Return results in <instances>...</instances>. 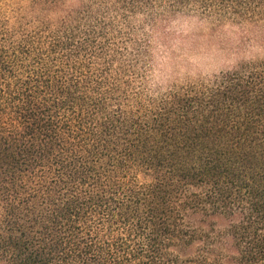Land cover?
<instances>
[{
  "label": "trees",
  "instance_id": "1",
  "mask_svg": "<svg viewBox=\"0 0 264 264\" xmlns=\"http://www.w3.org/2000/svg\"><path fill=\"white\" fill-rule=\"evenodd\" d=\"M184 15L264 48V0H0V264H264V55L163 85Z\"/></svg>",
  "mask_w": 264,
  "mask_h": 264
},
{
  "label": "rangeland",
  "instance_id": "2",
  "mask_svg": "<svg viewBox=\"0 0 264 264\" xmlns=\"http://www.w3.org/2000/svg\"><path fill=\"white\" fill-rule=\"evenodd\" d=\"M256 38V34L239 25L218 24L196 15L179 16L157 35V80L163 85L183 83L263 56L264 48Z\"/></svg>",
  "mask_w": 264,
  "mask_h": 264
}]
</instances>
